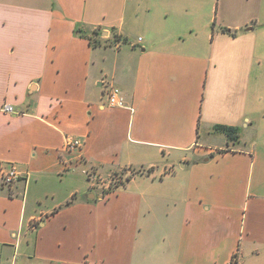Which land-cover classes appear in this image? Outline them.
Returning a JSON list of instances; mask_svg holds the SVG:
<instances>
[{"label":"crops","instance_id":"crops-1","mask_svg":"<svg viewBox=\"0 0 264 264\" xmlns=\"http://www.w3.org/2000/svg\"><path fill=\"white\" fill-rule=\"evenodd\" d=\"M263 26L264 0H0V264H264Z\"/></svg>","mask_w":264,"mask_h":264},{"label":"rangeland","instance_id":"rangeland-1","mask_svg":"<svg viewBox=\"0 0 264 264\" xmlns=\"http://www.w3.org/2000/svg\"><path fill=\"white\" fill-rule=\"evenodd\" d=\"M258 38L259 41H262L264 43V26L262 27V29H260V31L258 32ZM260 65H257V69H258V81H257V87H258V91L260 94V98H261V103H264V45H263V49L261 51V55H260ZM108 91V88H107ZM106 91V92H107ZM127 173V172H126ZM126 176L122 173H114L113 175H111L109 178H93L91 180H93V182H96L95 185V193L97 192L99 195L104 196L105 194H107L108 192H110L112 189H115V187H117L118 185H121L125 182ZM45 184V185H42ZM40 184L41 186H45L47 189V181H44V183ZM50 184L53 187H59V185L57 186L56 182H50ZM40 187V186H38ZM62 189V187H60ZM96 193V194H97ZM42 203L43 206H41L44 210L47 208V199L44 198V195L42 196Z\"/></svg>","mask_w":264,"mask_h":264},{"label":"built area","instance_id":"built-area-1","mask_svg":"<svg viewBox=\"0 0 264 264\" xmlns=\"http://www.w3.org/2000/svg\"><path fill=\"white\" fill-rule=\"evenodd\" d=\"M107 101L110 107L126 108L125 98L121 94L120 90L115 86H110L108 88ZM3 111L11 112L12 109L9 106H5L3 107ZM79 145H80V142L78 140L73 139V138H67L64 148H65V151H70V150H73L79 147ZM20 177L21 176L18 170L15 167H11L9 170L0 173V185L2 187H11L15 182L19 180ZM117 187H115V189H112L110 192L115 191Z\"/></svg>","mask_w":264,"mask_h":264},{"label":"trees","instance_id":"trees-1","mask_svg":"<svg viewBox=\"0 0 264 264\" xmlns=\"http://www.w3.org/2000/svg\"><path fill=\"white\" fill-rule=\"evenodd\" d=\"M213 131L225 135L227 137V139L230 141H236L239 137L238 129L234 128V127L216 125L213 127ZM139 173L140 172L132 171L128 176H126L125 181L130 180L133 176H135ZM121 185H123V184H121Z\"/></svg>","mask_w":264,"mask_h":264}]
</instances>
